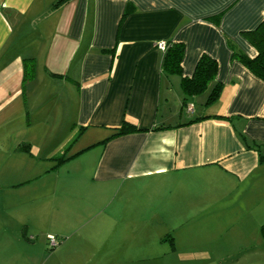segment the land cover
Masks as SVG:
<instances>
[{"label":"crops","instance_id":"crops-1","mask_svg":"<svg viewBox=\"0 0 264 264\" xmlns=\"http://www.w3.org/2000/svg\"><path fill=\"white\" fill-rule=\"evenodd\" d=\"M55 1L0 0V175L39 171L76 135L95 139L74 153L96 154L90 217L104 222L95 245L55 264L83 252V264H264V163L241 138L264 143V80L233 57L256 55L244 32L264 20V0ZM161 40L184 44L183 76L203 54L216 60V102L200 112L191 97L182 116ZM124 121L139 131L110 137ZM49 125L57 143L46 145ZM25 175L0 176V264H32L30 215L65 192L40 194L29 182L41 175Z\"/></svg>","mask_w":264,"mask_h":264},{"label":"rangeland","instance_id":"rangeland-1","mask_svg":"<svg viewBox=\"0 0 264 264\" xmlns=\"http://www.w3.org/2000/svg\"><path fill=\"white\" fill-rule=\"evenodd\" d=\"M157 49L161 50L158 47ZM209 90L208 88L204 92L197 94L193 99L196 111H203L201 107ZM177 110H181L183 117L191 115L187 114L186 108L180 106V104ZM47 131L50 134V139L45 141L46 145L51 144L53 141L57 143L55 140L57 139L58 132H55L50 125L47 127ZM91 140L95 139L88 133L73 137L63 149L52 153L49 159L47 158L42 161L44 163L43 166L37 169L39 171L34 172L41 176L34 182H29L44 183V187L40 188V194L44 195L52 183H65L63 187V190H65L64 194L59 193L57 198L60 203L53 206L54 204L50 203L54 201V198L48 197L43 207L41 203L39 210L41 212L38 213L41 217L38 216L36 211L30 215L31 222H34L33 231L28 233V235L31 234L30 238L33 239V247L30 253H28L32 257V261L30 262L32 264H55L58 259L72 260L74 253L69 252L68 249L81 247V249L85 250L96 243L97 234L95 230L97 228L94 224L100 221L101 218L102 222H104L105 216V213H101L97 219L90 217L91 214L93 215L97 212L98 207L96 204L100 202V198L102 197L99 194L100 192L94 195L92 191L94 183H92L91 173L96 154H94L93 150L83 151L81 154L74 153L78 148H82L85 144L92 142ZM46 153L44 148L39 158L45 157ZM34 173L30 171L24 173L21 171H5L2 174L5 177H9L7 178L8 180H16L17 178H21V176H26L25 174L32 176ZM68 183H74L71 192ZM47 196L50 195L48 194ZM71 198L75 199L71 201ZM49 235L54 237L55 244H51L48 238ZM84 254L85 252L80 254V257L78 254L74 259V263L79 264L80 261V264H83ZM129 264L138 263L130 262Z\"/></svg>","mask_w":264,"mask_h":264},{"label":"trees","instance_id":"trees-1","mask_svg":"<svg viewBox=\"0 0 264 264\" xmlns=\"http://www.w3.org/2000/svg\"><path fill=\"white\" fill-rule=\"evenodd\" d=\"M64 1L65 0L55 1L53 7L59 6ZM244 37L256 50V55L254 57H249L243 52L236 51L233 53V57L244 65L253 75L264 80V20H262L253 30L244 32ZM184 50L185 47L182 42L167 41L166 49L163 51L161 69L166 75H179L181 77L180 88L183 94V107L188 103L187 100L207 90L212 83V87L204 101V105L209 106L218 100L222 90V84L215 81L217 62L210 56L203 54L196 62L192 75L190 77L183 76L181 63ZM31 71L32 69L30 68L29 74H31ZM200 118L203 117L191 119L185 123H180L178 126L195 122ZM162 128L165 127H158V129ZM137 131H139V129L134 125L124 121L119 127L114 129L110 137ZM241 138L248 148L257 151L259 162L264 163V143L247 142L242 135ZM106 140H108V138L101 142H105ZM260 234L262 239H264V224H261L260 226Z\"/></svg>","mask_w":264,"mask_h":264},{"label":"built area","instance_id":"built-area-1","mask_svg":"<svg viewBox=\"0 0 264 264\" xmlns=\"http://www.w3.org/2000/svg\"><path fill=\"white\" fill-rule=\"evenodd\" d=\"M156 45L162 51H164L166 49V41H162V40L161 41H158ZM185 108H186V111L188 113H191L193 111V104L192 103H187L186 106H185ZM48 238H49L51 244H55V240H54V237L53 236L49 235Z\"/></svg>","mask_w":264,"mask_h":264}]
</instances>
